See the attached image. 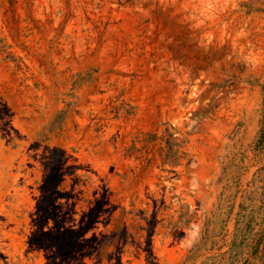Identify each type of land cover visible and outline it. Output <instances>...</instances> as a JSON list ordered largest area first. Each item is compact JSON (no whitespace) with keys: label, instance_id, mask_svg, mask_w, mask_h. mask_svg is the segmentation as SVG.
Instances as JSON below:
<instances>
[{"label":"rangeland","instance_id":"obj_1","mask_svg":"<svg viewBox=\"0 0 264 264\" xmlns=\"http://www.w3.org/2000/svg\"><path fill=\"white\" fill-rule=\"evenodd\" d=\"M263 121L264 0H0V251L50 264L28 241L59 147L78 210L116 209L95 255L57 264H228L244 243L241 264Z\"/></svg>","mask_w":264,"mask_h":264},{"label":"trees","instance_id":"obj_2","mask_svg":"<svg viewBox=\"0 0 264 264\" xmlns=\"http://www.w3.org/2000/svg\"><path fill=\"white\" fill-rule=\"evenodd\" d=\"M257 144L264 146V121ZM65 156L66 150L56 147L50 150V154L43 162L44 176L40 187L42 195L32 220L33 231L28 241L33 250H43L46 253L50 264L95 255L103 241H98L96 233L85 241L83 238L100 222L101 215L109 214L108 218H111L116 209L111 204L109 196L104 195L103 198L90 201L87 209L78 210L79 195L83 191H76L77 188L74 186L66 191L63 187L65 177L77 171L76 167L67 165ZM63 199L66 202H61ZM77 215L79 218L76 217ZM104 224L107 226L109 220ZM89 243L92 244L89 246ZM234 244L228 252L230 254L228 264H237L241 252L244 251L243 243L242 247L239 246L241 250L237 252L238 256L234 257L233 252L236 251ZM248 246L250 254L241 259V264H254L252 259L257 253L262 254L260 264H264V229L257 233L253 243ZM86 247L88 250L84 252ZM224 263L227 261L224 260ZM0 264H9L7 256L1 251Z\"/></svg>","mask_w":264,"mask_h":264}]
</instances>
